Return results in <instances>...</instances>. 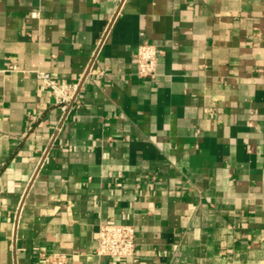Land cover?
<instances>
[{
	"label": "crops",
	"instance_id": "0c3cea01",
	"mask_svg": "<svg viewBox=\"0 0 264 264\" xmlns=\"http://www.w3.org/2000/svg\"><path fill=\"white\" fill-rule=\"evenodd\" d=\"M37 72L81 82L67 120ZM52 253L264 264V0H0V264Z\"/></svg>",
	"mask_w": 264,
	"mask_h": 264
},
{
	"label": "built area",
	"instance_id": "2783aa9c",
	"mask_svg": "<svg viewBox=\"0 0 264 264\" xmlns=\"http://www.w3.org/2000/svg\"><path fill=\"white\" fill-rule=\"evenodd\" d=\"M107 36V35H106ZM103 43V40L99 44ZM160 56L158 49L150 44L142 45L137 54L138 75L142 78L154 77ZM37 77L49 88L56 103L61 106L63 120L80 106L78 95L81 82L66 84L58 83L54 77L45 72H37ZM136 251V231L132 226L102 223L98 233L96 254L109 259H127L133 257ZM45 264H67V256L61 253L42 255Z\"/></svg>",
	"mask_w": 264,
	"mask_h": 264
}]
</instances>
